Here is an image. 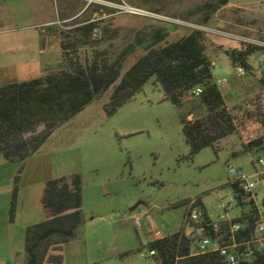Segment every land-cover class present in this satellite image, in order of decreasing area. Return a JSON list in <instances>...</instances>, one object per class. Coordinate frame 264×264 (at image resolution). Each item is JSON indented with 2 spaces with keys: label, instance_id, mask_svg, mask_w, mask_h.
<instances>
[{
  "label": "rangeland",
  "instance_id": "1",
  "mask_svg": "<svg viewBox=\"0 0 264 264\" xmlns=\"http://www.w3.org/2000/svg\"><path fill=\"white\" fill-rule=\"evenodd\" d=\"M34 1L0 0V33L3 29L29 27L36 21L32 12ZM38 1L51 9L54 17H59L60 0ZM218 2L64 0V13L73 14L84 4L88 8L77 20L89 15L102 19L93 43L79 49L82 60L94 52H103L104 57L115 60L134 42L139 31L167 27L168 41H175L193 29H201L205 33L206 52L214 62V79L227 106L245 104L251 108L254 100L264 102V68L260 64L254 68L252 64L259 50L249 57L251 73L239 72L225 52L248 44L238 36L264 40V0H230L226 5L213 6ZM71 23L64 20L52 27L61 39V31L72 30ZM143 53V48L129 53L122 74ZM218 78H226L227 83H220ZM111 92L112 89L58 127L31 156V166L38 174L52 178L73 173L81 176L83 221L78 233L83 242L79 253L71 251L72 257L81 254L92 264H161L150 255L149 243L157 236L181 230L191 232L193 226L185 223V217L193 200L199 199L202 206H197L213 219L224 215L217 208L218 202H235L229 185V167L252 174L254 162L264 148L245 149L241 137L233 133L220 140L217 150L208 146L189 159L182 116L189 109L193 110L189 120L204 114L195 99L187 96L185 107H176L165 99L161 85L152 77L131 100L108 116L104 105ZM255 136L257 133L252 131L248 138ZM32 172L27 179L32 178ZM7 177L0 183L3 230L8 225L10 185H14V179ZM143 210L150 212L154 225L144 217L142 226L137 228L129 215ZM238 213L235 206L228 217Z\"/></svg>",
  "mask_w": 264,
  "mask_h": 264
},
{
  "label": "trees",
  "instance_id": "2",
  "mask_svg": "<svg viewBox=\"0 0 264 264\" xmlns=\"http://www.w3.org/2000/svg\"><path fill=\"white\" fill-rule=\"evenodd\" d=\"M229 2L219 0L212 5ZM73 16L64 13V20L72 22L73 28L61 31L62 62L56 70L38 78L0 85V154L19 165L11 194V220L17 211L25 163L54 131L110 89L112 92L104 110L106 115H112L152 77L161 85L165 99L179 108L185 107L190 91L197 87L202 89L193 99L204 114L189 120L187 117L193 113L189 109L182 116L183 133L190 147L187 158L192 159L208 146L217 150L220 140L233 133L241 137L245 149L264 148V102L254 100L251 108L245 104L227 106L214 79V63L206 52L205 33L201 29H193L175 41H168L170 31L167 27L139 31L134 42L115 60L110 61L103 52H94L82 60L79 49L93 43L102 19L89 15L77 20L79 17ZM138 48H143L144 53L122 74L127 55ZM260 49L254 44H243L241 49L225 53L234 66L251 73L249 57ZM261 82L264 85V78ZM252 131L257 136L249 139ZM42 204L46 219L26 228L25 264H63L64 245L77 237L83 221L80 174L48 179ZM195 205L202 206L201 201L196 199ZM193 241V234L181 230L153 239L149 247L161 264H225L217 253L193 255ZM242 264H264V254Z\"/></svg>",
  "mask_w": 264,
  "mask_h": 264
},
{
  "label": "crops",
  "instance_id": "3",
  "mask_svg": "<svg viewBox=\"0 0 264 264\" xmlns=\"http://www.w3.org/2000/svg\"><path fill=\"white\" fill-rule=\"evenodd\" d=\"M60 2L59 17H54L52 10H48L42 1L35 0L32 12L36 21L31 23L29 27L3 29L1 31L0 85L38 78L56 70L60 66L62 62L61 39L59 32L52 27L64 22V0H60ZM87 6L82 4L81 9L73 13V17L83 15L86 8H88ZM60 17L61 21L59 20ZM252 64L254 68L257 67V64L262 65V68H264V61L260 60L259 53L255 63L253 62ZM256 71L254 69V72ZM262 78H264V75ZM32 157L30 156L26 161L20 178L21 185H19L22 186V189L19 186L16 215L11 220L8 211V225L4 227V230L0 227V264H25L26 228L28 225L41 222L47 217L42 204V196L46 181L52 177L38 174L37 170L34 171L31 166L34 165L31 162ZM18 169L19 165L17 163L6 160L0 154V183L5 180L6 176L12 181L18 173ZM30 171H33V176L27 179ZM59 176L62 175L59 174L55 177ZM12 184L10 185V194H12ZM10 201L11 197L8 208H10ZM82 242L83 239L78 233L74 240L64 245L63 264H92L93 261H89L88 257L84 258L81 254H78L80 243ZM73 250L78 252L75 257L71 255Z\"/></svg>",
  "mask_w": 264,
  "mask_h": 264
},
{
  "label": "built area",
  "instance_id": "4",
  "mask_svg": "<svg viewBox=\"0 0 264 264\" xmlns=\"http://www.w3.org/2000/svg\"><path fill=\"white\" fill-rule=\"evenodd\" d=\"M238 39L248 44L260 46L259 58L264 61V40H254L238 36ZM239 72L244 73L242 67ZM220 83H227V79H219ZM202 92L197 87L188 93V97L196 98ZM229 183L233 189L235 202L221 199L217 208L225 212L215 219L208 212L195 205V200L189 202L185 223L193 226L192 254L217 253L225 264H242L251 262L264 254V149L254 162V171L248 175L243 169L230 166L228 169ZM238 206L239 213L228 217V212ZM129 217L137 228L142 226L144 217H148L153 224V219L148 210L133 213ZM154 225V224H153ZM150 250V255H155ZM143 258H146L142 254Z\"/></svg>",
  "mask_w": 264,
  "mask_h": 264
},
{
  "label": "water",
  "instance_id": "5",
  "mask_svg": "<svg viewBox=\"0 0 264 264\" xmlns=\"http://www.w3.org/2000/svg\"><path fill=\"white\" fill-rule=\"evenodd\" d=\"M137 205H135L133 208H131V210H134L136 208Z\"/></svg>",
  "mask_w": 264,
  "mask_h": 264
}]
</instances>
